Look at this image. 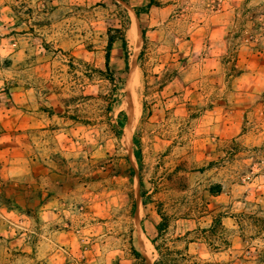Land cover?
I'll return each instance as SVG.
<instances>
[{
    "label": "rangeland",
    "instance_id": "rangeland-1",
    "mask_svg": "<svg viewBox=\"0 0 264 264\" xmlns=\"http://www.w3.org/2000/svg\"><path fill=\"white\" fill-rule=\"evenodd\" d=\"M148 4L0 0V264H264V0Z\"/></svg>",
    "mask_w": 264,
    "mask_h": 264
},
{
    "label": "bare ground",
    "instance_id": "bare-ground-1",
    "mask_svg": "<svg viewBox=\"0 0 264 264\" xmlns=\"http://www.w3.org/2000/svg\"><path fill=\"white\" fill-rule=\"evenodd\" d=\"M132 38H133L132 40H135L134 42H136L135 44H136V46L138 47L140 39H139V33H138V31L136 30V26L133 27V30H132ZM135 65H136V64H135ZM134 67H135V66H134ZM132 76L136 77V76H137V73L134 72V73L132 74ZM128 107H129V109H130V118H129L128 123H127V125H126V127H127L126 129H127V130H129L130 127H131V125L134 123V121H135V116H136V114H137V108H136V106H135L134 104H131V105H129Z\"/></svg>",
    "mask_w": 264,
    "mask_h": 264
},
{
    "label": "trees",
    "instance_id": "trees-1",
    "mask_svg": "<svg viewBox=\"0 0 264 264\" xmlns=\"http://www.w3.org/2000/svg\"><path fill=\"white\" fill-rule=\"evenodd\" d=\"M152 1L153 0H149V4L148 5H150L151 3H152ZM143 34H144V32H143ZM123 50H124V52H125V64H126V66H128V63H127V50H126V42H125V40H123ZM140 57V56H139ZM136 154L138 155V157H139V155H140V152L139 151H137L136 152Z\"/></svg>",
    "mask_w": 264,
    "mask_h": 264
}]
</instances>
